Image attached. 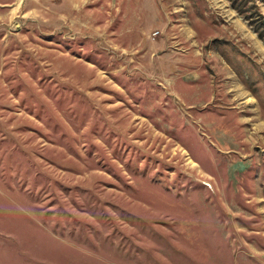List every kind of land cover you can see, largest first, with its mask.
<instances>
[{
	"label": "rangeland",
	"instance_id": "rangeland-1",
	"mask_svg": "<svg viewBox=\"0 0 264 264\" xmlns=\"http://www.w3.org/2000/svg\"><path fill=\"white\" fill-rule=\"evenodd\" d=\"M174 5L0 0V264H264V0Z\"/></svg>",
	"mask_w": 264,
	"mask_h": 264
},
{
	"label": "crops",
	"instance_id": "crops-1",
	"mask_svg": "<svg viewBox=\"0 0 264 264\" xmlns=\"http://www.w3.org/2000/svg\"><path fill=\"white\" fill-rule=\"evenodd\" d=\"M180 1V0H179ZM178 0H148V4L152 5L150 7V11L152 13V18L154 19L157 18L158 19V25L160 28L158 29H163L165 31V29L168 27V24H169V21H168V18H169V14L172 12H180L181 9L180 7H177V6H173L174 8L172 9H169V2L171 3H177L179 2ZM213 3H216L217 4V0H211ZM221 2V0H219ZM190 3V1H189ZM222 4V3H221ZM231 11V12H230ZM232 9L231 8H228V13L229 15L231 14L232 15ZM234 20L237 21L239 24H240V20H239V16H234ZM150 18V19H152ZM151 29H149L150 31ZM161 31V30H160ZM144 33V30H142L140 32V34L142 35ZM248 34H250L251 32H247ZM253 33V32H252ZM254 36H255V33H253ZM258 34V33H257ZM250 36L253 37V35L250 34ZM259 36V35H258ZM255 40H256V43L258 45V42H261V40L259 38H257L256 36L253 37ZM158 40L159 37H156L154 38V40ZM156 40V41H157ZM159 44H162V47L159 46L160 48L159 49H156L155 51H153V55H156L157 57H160V55H162L164 52H171L170 50H173V49H169L170 47H168V42H167V38L166 36L163 37V40L160 42L158 41ZM261 44L263 45L264 47V44L261 42ZM259 46V45H258ZM260 47V46H259ZM263 47H260V48H263ZM169 49V50H168Z\"/></svg>",
	"mask_w": 264,
	"mask_h": 264
},
{
	"label": "trees",
	"instance_id": "trees-1",
	"mask_svg": "<svg viewBox=\"0 0 264 264\" xmlns=\"http://www.w3.org/2000/svg\"><path fill=\"white\" fill-rule=\"evenodd\" d=\"M232 1V4L235 8H237L239 11L242 12V7H240L241 5H244L247 3V0H243L242 1V4L239 3L237 4V2L235 0H231ZM252 6V5H251ZM251 18V17H249ZM260 20V21H258ZM263 20V21H262ZM250 23L254 25L255 27V30L257 31L258 35L264 39V16L259 14V17L258 18H251L249 19Z\"/></svg>",
	"mask_w": 264,
	"mask_h": 264
},
{
	"label": "built area",
	"instance_id": "built-area-1",
	"mask_svg": "<svg viewBox=\"0 0 264 264\" xmlns=\"http://www.w3.org/2000/svg\"><path fill=\"white\" fill-rule=\"evenodd\" d=\"M158 34H160V30H156V31H154V33H153L154 36H157Z\"/></svg>",
	"mask_w": 264,
	"mask_h": 264
},
{
	"label": "bare ground",
	"instance_id": "bare-ground-1",
	"mask_svg": "<svg viewBox=\"0 0 264 264\" xmlns=\"http://www.w3.org/2000/svg\"><path fill=\"white\" fill-rule=\"evenodd\" d=\"M193 162V161H192Z\"/></svg>",
	"mask_w": 264,
	"mask_h": 264
}]
</instances>
